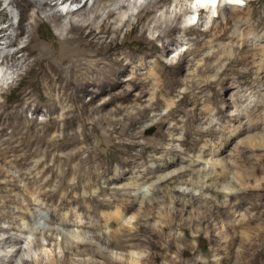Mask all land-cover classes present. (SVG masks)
<instances>
[{
    "label": "rangeland",
    "instance_id": "374dc122",
    "mask_svg": "<svg viewBox=\"0 0 264 264\" xmlns=\"http://www.w3.org/2000/svg\"><path fill=\"white\" fill-rule=\"evenodd\" d=\"M0 1L2 6L6 5L7 17L8 19L12 17L11 23L13 24V29H15L19 16L15 2L13 4V0ZM252 2V5H249V9L259 12V15L257 14L253 19L257 20L263 15L264 0H253ZM171 3L172 0L160 2L152 15H155L156 9H163L166 6H170ZM152 15L149 14L145 18L147 19ZM39 29V41L45 46H52V43L56 42L58 37L54 26L43 22ZM263 30L264 28L256 32L261 33ZM122 39L123 35L121 34L119 40L121 41ZM237 52L239 53V50ZM250 54H252L251 64L247 66L238 65L234 68V72L227 75L234 80L233 92L237 89H256L264 86V57L259 50H253ZM28 77L30 76L28 75L25 79H30ZM161 82L162 84L165 83L163 79H159L156 82L153 80V85ZM204 86L206 87L205 90L211 94L213 99L210 98L213 101L220 99V93L214 84H205ZM183 87L184 85L178 86L172 93L173 95H170L173 102L178 101L182 97L179 89ZM152 90L153 86L149 85L148 92ZM42 94L43 98L39 101L41 108L35 116L38 121L46 123L43 131L39 133H44L46 140L50 143L46 146L48 152L45 151L44 153V148L42 147V152L31 159L32 164L35 161H41L42 164L38 168L33 169L32 164L28 167H23L15 160L11 161L10 155L15 157L18 154H23L26 150L22 148L24 143H19L23 133L21 130H18V132L20 131L19 133H13L15 134H12L13 136L10 135V145L12 147L19 145L18 148H14L5 161L0 156V167L8 170L9 178L17 181L13 186L5 185L0 187V228L13 226L18 229L26 228L29 230L30 227L33 229L30 233L0 232V236L6 238L11 235L23 239L21 246L25 247V244H28L27 248L30 250V252L26 253L29 261L42 256L45 259H49L54 255L61 256L64 248H67L68 244H74V241L97 244L96 236L103 239L105 233L117 227H107L103 221L104 218H99L104 213L114 212L119 205L117 202L132 201L136 204L130 214H126L124 219L120 220L122 221L120 222L121 224H127V221L136 215L141 206L137 204L139 201L137 197L121 191V189L128 187L127 183L113 184L108 181L111 175L119 174L120 172L119 166H116L114 162H122L130 154V150L133 148L131 146L133 141L143 139V144L147 149L153 143H160L159 132L161 129L164 130V127L158 123L159 119H154L153 112H150L149 116L134 128L129 127L126 129V134L121 140L115 139V134L112 135V140H108L106 136L109 134L110 128L107 126L106 120L114 119V117H116L115 119H120L126 112H132L135 104H138V101L136 102L133 99L124 102L122 106L119 101L112 102L91 114L85 124L81 119L80 123L75 125L74 130L80 131L84 129V132L89 136V141L81 143V146H89L95 156L91 163H80L81 166L75 170L79 160L65 158L67 164H61V159L68 157L75 151L76 147H60L65 143L62 140L61 125L57 128L52 127L53 119L57 117V113L43 106L47 100V94L44 91ZM149 97L148 93L144 94V97L141 98V106L148 104ZM2 99L4 100V98L0 97L1 101H3ZM101 100L107 101L108 97L104 96ZM202 101L204 100L202 99ZM202 101H198V109H202L205 106ZM99 102L102 101L99 99L97 104ZM120 106L123 109L118 111ZM179 108L189 111L194 106L193 104H181ZM165 109V106H160L156 116L162 117L160 113ZM60 113L61 111L58 114ZM26 115L31 117L32 112L29 111ZM184 120L185 115H181L179 112L175 113L174 120L169 121V123L178 122L177 131L173 133L176 135L180 134ZM232 123L233 133L227 145L221 144L219 148L213 145L212 150L207 155H202V161L196 160L202 151L201 138L204 135L192 134L191 137L187 138V132H185L186 139L182 142V146L190 153L186 158L189 161L187 166L192 170L193 181L197 184L203 180V177L198 175L199 170L204 168L206 164L215 162L216 165H220L226 161H233L235 166L229 165L228 172L214 178L215 182L224 183L231 178V175H235L236 179L246 186V190L238 196H230L225 200L222 194L214 190V186H212L214 181H206L210 186L204 188L206 195L202 197H194L191 193L160 192L158 195L161 202L153 203V219L148 225L153 229L154 237L158 238V235H163L160 243L163 245L168 244L169 250L161 253L153 251V264H264V142H262L264 138V115L257 113L244 124H238L236 121ZM238 130L242 132L234 134ZM6 132L8 134L11 133L10 129H7ZM132 135H136L135 139H132ZM14 140L17 141L15 142ZM249 143L256 144L254 145L257 146L255 147L256 149L247 148ZM86 155L87 152L85 150L79 154L78 158L82 159ZM56 156H59V160L55 159ZM48 168L51 169L46 171ZM216 171L219 173L221 168L217 166ZM42 172H44L43 180L49 179L51 172L58 174V178L53 177L50 183L44 187V196L39 197L34 192L36 185L28 184L26 180L31 181L32 177L34 178ZM87 174L88 177L84 178L79 184L77 182L74 184L69 183L73 178L76 181L77 176L86 177ZM88 183L89 188L83 189V186ZM161 187L163 188L164 186L161 185ZM85 193L89 197L88 201L83 202L85 206L115 200L114 206L110 209L98 210L99 216L95 214L84 216L74 208L76 205H72V208H65L57 212L55 216H51L52 211L56 209V205L60 203L61 199L69 200L70 197L83 198ZM170 196L171 199L169 198ZM180 196H183V200L176 199V197ZM7 197L11 199L10 202L7 201ZM4 202L6 203L4 204ZM168 204H171L175 211H170L166 207ZM162 205L165 207L160 212ZM69 208L76 213L72 218H67L70 212ZM62 220L68 223L66 227L61 225ZM90 225L94 226L93 230H90L91 232L84 228ZM166 226H169V228L164 229ZM177 230L182 233V236L176 234ZM45 235H52V241H47L44 237ZM29 236L32 237L31 241L28 240ZM144 236L141 239H145ZM36 240H39L41 246L35 247L32 245ZM29 244L31 245L29 246ZM102 248L111 260L121 259L131 253V251L104 248L103 246ZM9 250H13V245H0V252L6 254ZM147 251L146 247H142L140 251L138 250L134 253L139 252L141 257L144 258L148 255ZM73 259L79 261L82 258L74 256Z\"/></svg>",
    "mask_w": 264,
    "mask_h": 264
},
{
    "label": "bare ground",
    "instance_id": "6f19581e",
    "mask_svg": "<svg viewBox=\"0 0 264 264\" xmlns=\"http://www.w3.org/2000/svg\"><path fill=\"white\" fill-rule=\"evenodd\" d=\"M163 1L156 0L151 9H142L136 16V22L131 24L130 28L129 21H126L124 26L115 34L114 39L111 38L113 36V29L111 27L105 28L102 25L100 33H97L95 29H83L77 32L72 45L62 44L59 37H57L56 42H53L50 47L45 46L39 41L38 29L43 24V21L38 19L40 9L36 7L35 0H13V4L15 2L16 8L19 11L15 29H13V24L11 23L12 17H9L10 19L7 17L6 5L2 6V2L0 1V41H5L9 47L14 48L20 42L22 36L27 35L30 38L29 44L21 48L19 52L14 53L12 59L16 60L22 53L26 54V63L28 60L35 58L27 74L19 80L18 84L9 86L8 90L0 94V97L4 98V100L2 99L3 101L0 100V156H2V159L4 161L7 160L8 154L14 148H18L19 145L16 147L10 145V135L17 133L18 130L23 132L19 143H24V147L22 148L26 150L23 154H18L15 157L10 155L11 161L15 160L21 166L28 167L32 164L31 159L42 152V147L44 148V153L45 151L48 152L46 146L50 142L46 140L44 133H39L43 131L46 123L38 121L35 116L41 108L39 101L43 98V91L47 94V100L43 106L57 113V117L53 119L52 127L57 128L61 125L60 129L63 132L62 140L65 143L60 147H76L74 152L70 155L68 154V157L61 159V164H67L65 158L79 160L75 170L81 166L80 163L88 164L95 158L89 146H81V143L89 141V136L84 132V129L80 131L74 130L75 125L79 124L81 119L85 124V122H88L91 114L115 101H119L122 106L124 102L133 99L136 102L138 101V104H135L132 112H126L120 119L110 118L106 120L107 126L110 128V132L106 136L108 140H112L113 134H115V139L121 140L126 134V129L129 127L134 128L142 120L146 119L150 112H153L154 118L159 107L162 105L166 109L170 108L171 110L168 111L166 116L159 117L158 123L164 127V130L161 129L159 132L160 142L168 141L170 132L177 131L178 122L169 123L170 120H174L175 113L177 112L185 115V120L182 124L183 128L187 129V138L191 137L192 134L207 135L196 132V125L200 123L202 116L206 112L205 106L202 109H198V101H202L200 95H203L206 87L203 85L201 90L195 92L194 95L182 94V97L178 101L173 102L170 95L178 86L184 85V83L175 78L171 70L163 64L160 57L164 56L167 50L150 40L148 36L149 29L144 27L151 23L152 18L155 16L152 15L154 9L157 7V4ZM252 1L251 3H253ZM201 13L203 14V10H201ZM258 13L257 10H251L248 6L243 12L227 15L218 27L210 29L207 33L200 34L204 38L201 44L211 42V44L217 46H227L230 43L235 44L237 42V37L233 35L234 28L242 30L246 35L254 33L258 37L254 46L250 47L248 42L241 41L242 46L234 49V51L239 50L238 57L221 74V86H223L224 76L234 72L236 66H247L252 63L251 51L259 50L264 57V30L261 33L256 32L264 28V11L261 17L253 20L254 16ZM149 14L152 16L146 19L145 16L147 17ZM217 19L219 20L220 18L217 17ZM125 29L128 30L126 31ZM178 32V28L171 27L168 29L167 35L172 38ZM121 34L123 35V39L120 41L119 37ZM100 37H103V43L100 42ZM73 56L80 57L81 59L69 65V60ZM134 73H136L135 76ZM184 74L186 77L187 69H184ZM28 75L30 79L27 80L25 78ZM133 76L134 78L129 79V77ZM159 79H163L165 83L162 84L161 82L160 84L153 85V80L156 82ZM232 81L231 89L234 87V80ZM149 85L153 86V90L149 91L150 93L148 92ZM145 93L149 94L150 100L147 105L141 106V98L144 97ZM104 96L108 97L107 101L101 100ZM99 99L102 102L97 104ZM194 101L196 102V106H194ZM202 102L204 103V101ZM181 104H193L194 108L189 111L180 109ZM121 106L118 111L123 109ZM29 111L32 112L31 117H27L26 115ZM59 111H61L60 114H58ZM218 111L224 114L222 110L218 109ZM224 118L227 119L226 114H224ZM7 129H10V134L6 132ZM240 132L242 131L238 130L234 134ZM135 136L132 135V139H135ZM262 142H264V138ZM254 145L256 144L249 143L247 148L256 149L255 147L257 146ZM131 146L136 147L137 144L133 141ZM139 146L147 149L144 144ZM85 150L87 155L82 159L78 158L79 154ZM202 155H205L203 148L196 161H202ZM58 157L56 156L55 159L59 160ZM41 164V161H35L32 164V168H38ZM50 169L48 168L46 171ZM57 175L51 172L49 179L43 180L44 172H42L36 177H32V180L29 178L31 181H26L28 184H35V194L42 197L44 196V187L50 183L53 177L58 178ZM9 177V171L0 167V187L15 185L17 181ZM87 177L88 174L86 177L79 175L76 177V182L79 184ZM3 178L4 180H2ZM88 188L89 183L83 186V189ZM86 193L83 198L70 197L69 200L61 199L60 203H57L56 209L52 211L51 216H55L57 212L65 208L68 209L72 205H76L74 208L84 216H89L90 214L98 215V210L110 209L114 206L115 200L85 206L83 202L89 200ZM7 201L10 202L11 199L7 197ZM117 203L119 205L114 212L104 213L101 216L98 215L99 218H104L105 226L110 228L117 226L105 233L103 239L96 236L95 239L98 245L74 241V244H68V247L64 248L61 256L54 255L49 259H45L42 256L29 261L26 253L30 252V250L21 246L23 239L8 235L6 238L0 240V245H13V250H9L4 256H0V264H17V261H19V264H153V251L161 253L169 250L168 244L163 245L160 243L163 235H158V238L154 237L153 229L148 225L153 219V204H146L140 207L136 215L130 218V220L132 219L131 221L128 220L127 224H121L120 222L122 221L120 220L124 219L126 214H130L136 204L132 201ZM137 204H139V201ZM75 214L74 210L70 209L67 218H72ZM61 225L66 227L68 223L62 220ZM93 227V225H90L84 228L87 231H92ZM167 228L169 226L164 227V229ZM32 230L31 227L29 230L26 228L18 229L13 226L0 228V232L7 233L9 231L30 233ZM143 235L146 236H144L145 239H141ZM44 237L47 241H52L53 238L52 235H45ZM75 238L74 240H76ZM32 245L35 247L41 246L39 240L34 241ZM102 246L104 248L131 251V253L121 259L111 260L104 252ZM142 247L148 249V255L144 258L141 257L139 252L134 253L135 251H140ZM74 256L82 259L75 261L73 259Z\"/></svg>",
    "mask_w": 264,
    "mask_h": 264
},
{
    "label": "clouds",
    "instance_id": "9594fccd",
    "mask_svg": "<svg viewBox=\"0 0 264 264\" xmlns=\"http://www.w3.org/2000/svg\"><path fill=\"white\" fill-rule=\"evenodd\" d=\"M35 2L36 7L40 9L38 19L54 26L62 44L72 45L77 32L95 29L100 33L102 25L113 29L111 38L114 39L126 21H129L130 28L131 24L136 22L137 14L142 9H151L156 0H35ZM250 3L251 0H172L170 6L156 9L151 23L144 26L149 29L150 40L167 50L160 59L175 78L183 81L184 87L179 89L181 94L194 95L205 84H214L220 93L218 101H213L210 98L211 94L206 90L201 97L206 112L196 126V132L207 134L201 138V147L205 155L212 150L213 145L216 148L221 144L227 145L233 133V121L244 124L257 113L264 115V86L256 89H237L233 92L231 77L224 76L223 86L220 83L221 74L238 57V52L234 49L242 46L241 41L248 42L250 47L254 46L258 37L254 33L246 35L242 30L234 28L233 35L237 37L235 44L230 43L227 46H217L211 42L201 44L204 39L201 33L218 27L227 15L243 12ZM171 27L179 29L178 34L172 38L167 35ZM29 39L27 35L22 36L14 48L9 47L5 41H0V94L8 90L9 86L18 84L31 67L35 58L26 63L24 53L16 60L12 59L14 53L29 44ZM99 39L103 43V37ZM78 59L81 58L71 57L69 65ZM184 69H187L186 77ZM193 103L196 106V102ZM218 109L223 110L227 119ZM170 110L165 109L160 116H166ZM154 119H159V116H155ZM186 131L187 129L181 128L179 135L170 132L168 141L153 143L148 149L139 146L143 144V139L134 141L137 146L130 150V154L122 162H114L120 168L119 174L111 175L108 181L113 184L127 183L128 187L121 191L137 197L141 207L145 203H160L158 195L160 192L205 196L204 188L210 186L206 181H214L212 185L214 190L222 194L225 200L245 191L246 186L241 184L235 175H231L224 183L215 182L214 178L228 172L229 165L235 166L233 161H226L220 165H216L215 162L208 163L198 173L203 180L199 184L193 181V173L187 166L189 161L186 159L190 153L182 146ZM217 166L221 168L219 173L216 171ZM75 182V178L69 181L73 184ZM169 198L171 199V196ZM176 199L183 200V196ZM164 207L162 205L160 212ZM166 207L170 211H175L171 204ZM176 234L182 236L179 230ZM2 239L0 236V240ZM31 239L29 236L28 240ZM25 247L27 248L28 244H25ZM4 255L5 253L0 252V256Z\"/></svg>",
    "mask_w": 264,
    "mask_h": 264
},
{
    "label": "water",
    "instance_id": "95a60500",
    "mask_svg": "<svg viewBox=\"0 0 264 264\" xmlns=\"http://www.w3.org/2000/svg\"><path fill=\"white\" fill-rule=\"evenodd\" d=\"M148 133H151V132H148Z\"/></svg>",
    "mask_w": 264,
    "mask_h": 264
}]
</instances>
